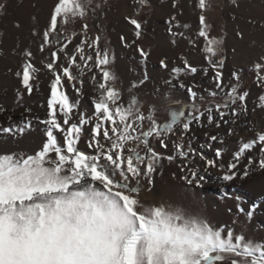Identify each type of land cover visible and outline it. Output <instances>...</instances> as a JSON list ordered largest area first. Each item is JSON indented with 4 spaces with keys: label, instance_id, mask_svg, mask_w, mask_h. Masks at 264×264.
Segmentation results:
<instances>
[{
    "label": "snow or ice",
    "instance_id": "6c2138e0",
    "mask_svg": "<svg viewBox=\"0 0 264 264\" xmlns=\"http://www.w3.org/2000/svg\"><path fill=\"white\" fill-rule=\"evenodd\" d=\"M135 2L139 6L136 13L125 15L124 20L132 26L136 40L129 43L121 34L119 41L125 48H134L140 63L146 65L150 53L138 43L146 22L136 17L141 8L150 5L149 0ZM197 6L200 15L196 35L203 39L207 66L198 68L183 55L181 66L171 69L166 58L159 60L160 68L171 74L164 84L170 90L177 86L184 89L190 100L183 103L166 94L168 119L160 123L155 108L145 110L133 92L149 80L147 71L138 83H131L127 89L129 99L123 102L124 90L117 87L118 78L111 67L114 53L107 46L101 47L99 34L89 35L88 18L98 11L103 14L104 5L96 0H53L39 45L41 54L49 52L41 62L51 74L46 105H41L45 114L33 115L32 109L25 107L19 123L0 128V134L12 137L23 136L33 127V121L44 129L41 145L32 154L0 151V264H264V239L248 237L243 230L237 233L227 223L214 224L206 216L190 214L179 207L146 205L140 199L142 181L152 185L164 160L172 163L179 158V178L197 188L206 183L211 169L218 170L216 179L223 182L243 180L253 166L264 170V130L243 142L226 166L220 162L221 148H215L214 158H208L191 147L190 139L187 146L184 143L193 124L205 126V112L195 103L198 96L204 98L195 82L186 85L181 74L212 73L214 90L204 89L213 98L206 109V119L217 129L221 124L236 125L246 116L250 95L248 90H240L242 70L231 71L226 90L223 40L210 36L206 21L210 0H198ZM5 7L0 3V10ZM171 7L178 8L176 0H171ZM77 20L82 21L79 32L64 30L70 21ZM165 24L172 37L185 36L182 31H174V25L189 28L186 23L180 25L175 13ZM33 34L39 35L35 29ZM188 42L197 46L191 37ZM22 57L15 73L21 85L15 93L16 101L39 88L33 53L25 49ZM260 61L253 64L255 83L264 89V55ZM86 73L90 74L95 93L90 98L91 114L79 111ZM69 86L76 94L74 100L67 91ZM221 94L222 102H215ZM258 101L256 107L264 110V92ZM0 115L13 121L4 105H0ZM177 126L181 131L173 140ZM227 134L234 135V128L228 127ZM204 135L211 142H224L216 134ZM169 141L173 154L165 155L153 146L154 142L166 150ZM257 149L258 160L246 156ZM197 156L203 170L191 166ZM242 158L246 163L241 173ZM219 192L221 198L229 196L223 186ZM260 203H251L247 211L238 203L237 211L251 220ZM237 223L232 221V225Z\"/></svg>",
    "mask_w": 264,
    "mask_h": 264
},
{
    "label": "rangeland",
    "instance_id": "374dc122",
    "mask_svg": "<svg viewBox=\"0 0 264 264\" xmlns=\"http://www.w3.org/2000/svg\"><path fill=\"white\" fill-rule=\"evenodd\" d=\"M96 2L104 5L103 14L98 11L95 15L89 16L87 20L89 35L94 37L99 34L101 47L107 46L110 52L114 53L115 58L111 67L118 78L117 87L124 90L123 102L127 103L129 99L127 89L131 83L133 81L138 83L146 70L149 80L144 85L138 86L133 92L145 110L150 107L155 108L158 122L166 121L168 119L166 94L170 93L171 99L183 103H190V100L184 89L177 86L170 90L169 86L164 84V80L171 78V74L170 71L160 68L159 60L166 58L169 69H171L174 66H181L180 57L183 55L198 68L202 69L207 66L202 52L203 39L196 35L199 29L198 17L200 15V9L197 6L198 0H176L178 8L171 7V0H149L150 7L139 10L136 18L146 23L143 25L138 43L150 53L146 65L140 63V57L134 48H125L119 41L121 34L127 38L129 43L136 40L132 26L124 20L125 15L136 13L139 6L135 0H96ZM0 3L6 4V7L0 10V105L9 108V114L13 116V121H8L6 115H0V128H3L13 122L19 123L23 119L25 107H30L33 115L43 117L45 114V108L41 105H46L51 74L41 62L49 56V52L41 54L39 45L42 42L43 30L49 21L53 0H0ZM173 13L177 15L180 25L185 23L189 25L188 29L177 28L174 25V31L184 32V37H172L167 32L168 25L165 24V20ZM205 15L210 36L223 40L226 90L231 79V71L242 70L240 90H248L250 93L247 98L248 111L236 125L221 124L219 129L215 127V123L208 125L206 109L213 98L204 89L214 90L212 73L209 72L207 76L202 71L195 76L181 74L180 79L186 85L195 82L199 94L204 97L201 100L198 96L195 103L201 111L205 112L203 118L205 126L198 127L193 124L184 143L187 146L190 139L191 147L197 153L203 152L208 158H214L215 148H221L223 155L220 162L226 166L243 142L253 139L256 131L264 130V110L256 107L259 102L258 96L264 92V89L257 87L256 73L253 68V64L261 62L260 57L264 55V0H210V7L205 11ZM81 24L82 21L79 20L70 21L64 26V30L68 33L79 32ZM34 29L39 35L33 34ZM189 37L196 40V47L189 44ZM173 39L176 40L175 44L172 43ZM75 42H79V36L75 38ZM72 47L74 45L70 46L69 51ZM25 49L33 53L32 61L38 69L39 88L31 96L25 93L21 101H15V93L21 88L15 73L23 62L22 53ZM5 77L7 79L12 77L15 81L3 83L5 80L2 79ZM84 81L85 95L81 99L79 111L91 114L90 98L95 93L90 82V74L86 73ZM67 91L74 100L76 94L70 86ZM215 102H222V94L215 98ZM254 108L255 111H253ZM74 118L78 119V117ZM228 127L234 128V135L227 134ZM43 130L42 125L33 121V127L27 130L23 136L12 137L0 134V151L15 150L32 154L41 145ZM180 131V126H177V135L173 137V140L177 138ZM205 132L209 135H218L224 142L221 143L219 139L216 142L209 141L208 137L204 135ZM87 138V136L84 137L85 140ZM209 143L212 144L211 148L208 147ZM153 146L156 151L165 155L174 152L171 141H169V147L166 150L161 149L154 142ZM81 147H85V145L81 144ZM247 155H252L256 160L260 158L258 149L246 153ZM180 163L179 158L172 163L164 160L162 168L158 169L154 175L152 185L142 181L139 195L143 203L146 205H174L173 207L182 208L187 213L206 216L214 224L227 223L234 227L237 233L243 230L248 237L264 239V203H260L261 198H264V170L253 166L249 176L243 180L237 178L232 182H223L216 179L219 175L218 170L211 169L207 175L206 183L203 187L197 188L187 185L179 178L181 172L178 165ZM245 163L246 158H242L239 168L241 173ZM191 166H199L203 170V162L199 160L198 156ZM173 173L176 174L175 177H173ZM221 186L226 189L229 196L221 198L219 192ZM237 197L240 198L239 201L236 199ZM238 203L245 211L251 203H260V207L254 217L248 220L244 213L237 211ZM228 209L232 211L229 212ZM234 219L238 223L232 225Z\"/></svg>",
    "mask_w": 264,
    "mask_h": 264
},
{
    "label": "bare ground",
    "instance_id": "6f19581e",
    "mask_svg": "<svg viewBox=\"0 0 264 264\" xmlns=\"http://www.w3.org/2000/svg\"><path fill=\"white\" fill-rule=\"evenodd\" d=\"M3 22V21H2ZM258 28V27H257ZM128 68V67H127ZM124 69V68H123ZM185 75V74H184ZM1 76V75H0ZM5 76V75H4ZM3 77V76H2ZM2 80H5L3 83H6V81L7 82H9V83H11L12 81H15V79L14 78H10V77H8V79H7V77H5V78H3ZM190 81V80H189ZM8 84V83H7ZM169 90V89H168ZM162 94V93H161ZM164 95V94H163ZM164 98V97H163ZM153 99V98H152ZM161 99H162V97H161ZM16 101V100H15ZM175 179V178H174ZM173 188V187H172ZM177 195V194H176ZM176 198V197H175ZM171 199H172V197H171ZM164 202V201H163ZM174 206V205H173ZM202 213V212H201ZM214 221V220H213Z\"/></svg>",
    "mask_w": 264,
    "mask_h": 264
}]
</instances>
